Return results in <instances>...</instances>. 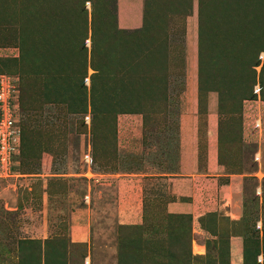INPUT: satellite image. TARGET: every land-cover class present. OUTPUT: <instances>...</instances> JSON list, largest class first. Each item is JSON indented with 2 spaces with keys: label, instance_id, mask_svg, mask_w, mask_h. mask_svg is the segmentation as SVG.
Listing matches in <instances>:
<instances>
[{
  "label": "rangeland",
  "instance_id": "obj_1",
  "mask_svg": "<svg viewBox=\"0 0 264 264\" xmlns=\"http://www.w3.org/2000/svg\"><path fill=\"white\" fill-rule=\"evenodd\" d=\"M116 4L0 0V75L15 81L23 138L0 177V264H167L161 187L182 150L204 169L210 125L217 185L241 179L239 264H264V0H142L131 30ZM34 119L43 135L31 142ZM136 186L142 225L102 226L115 192ZM86 220L98 236L77 243L70 231ZM218 221L204 217L192 264H229L236 227Z\"/></svg>",
  "mask_w": 264,
  "mask_h": 264
},
{
  "label": "crops",
  "instance_id": "obj_2",
  "mask_svg": "<svg viewBox=\"0 0 264 264\" xmlns=\"http://www.w3.org/2000/svg\"><path fill=\"white\" fill-rule=\"evenodd\" d=\"M195 1H193L194 3ZM117 25L121 29H136L141 24L142 0H117L116 4ZM195 14V13H194ZM188 21H193V15L187 17ZM211 110V106L209 107ZM211 121V120H210ZM209 121V122H210ZM208 146L204 161V169L198 170L197 150L187 149L181 151V159L177 164L179 170L175 175H170L164 179L168 181L166 188L161 187V191L166 192L168 199L162 205L163 214L175 216H189L191 227L190 251L194 256L193 250L197 248L202 251V240L209 234L205 231V222L203 219L210 214L219 222V217L227 219L231 224H235L234 234L229 232V264H239L241 242L237 234L238 224L241 218L240 204V177L236 175L229 176L228 184L217 185V177L223 176V167L216 162V131L213 125L208 126ZM189 148V147H188ZM186 155V159H184ZM129 189V188H128ZM165 189V191H164ZM123 200L119 199L115 192L116 199L113 201V220L108 214L102 219V226H139L142 225L144 208L142 207V188L139 186L130 188L123 195ZM109 206V205H108ZM112 204L110 205V208ZM87 211V210H85ZM89 211V210H88ZM94 212V211H93ZM148 213V212H147ZM111 215V213H110ZM205 221V220H204ZM76 224L81 227L82 232L76 233V229L70 231V236H75L77 243H87L89 236H98L94 232V226L89 221H81ZM91 227V228H90ZM74 231V232H73ZM101 236H116L109 233ZM111 248V246H110ZM115 252V250L113 249ZM113 254V252L111 253ZM203 256L200 254V257ZM199 257V256H198Z\"/></svg>",
  "mask_w": 264,
  "mask_h": 264
},
{
  "label": "built area",
  "instance_id": "obj_3",
  "mask_svg": "<svg viewBox=\"0 0 264 264\" xmlns=\"http://www.w3.org/2000/svg\"><path fill=\"white\" fill-rule=\"evenodd\" d=\"M15 85L11 77L0 75V177L9 176L13 158L19 153L20 128L17 120L19 111ZM259 125L260 122L257 120L253 126L258 128ZM82 161L84 163L89 161L87 154L83 155ZM87 200L88 196H84L83 201Z\"/></svg>",
  "mask_w": 264,
  "mask_h": 264
},
{
  "label": "trees",
  "instance_id": "obj_4",
  "mask_svg": "<svg viewBox=\"0 0 264 264\" xmlns=\"http://www.w3.org/2000/svg\"><path fill=\"white\" fill-rule=\"evenodd\" d=\"M18 105L19 107L21 106L19 100H18ZM28 110L32 111L30 113H33L36 111V108H34L33 106L32 107L28 106ZM33 122L34 123H32L31 125L29 123H26L27 125L23 128V130L25 129V133H24L25 139L27 137V140L28 141L30 140L31 142L33 141V138H38L43 135L42 129H41L43 127L42 124L39 123L38 120H36L35 122V119L33 120ZM19 128H20V147H19V153H20L21 148L23 146L22 127L20 126V124H19ZM164 215H165L164 222L166 224L164 225L163 222L162 224L160 222L158 224L163 226V231H166V233L164 232L165 236H168V238L169 236H171L168 239V241L171 242L170 244L173 247V249L171 250H173V254H174V255L171 254L170 256L168 255L164 256V257H167V261H166L167 264H192L194 262L193 260L194 257L190 254V242H191L190 217L189 216H175V215H168V214H164ZM179 218H180V223H175L174 219H179ZM161 230H162V227H161ZM195 251H198V249L194 248L193 253H195ZM154 252L157 254L155 256H158V257L163 256V251L161 252L154 251ZM207 258L208 257H206V259ZM202 259L203 257L202 258L199 257V259L196 261H201Z\"/></svg>",
  "mask_w": 264,
  "mask_h": 264
}]
</instances>
